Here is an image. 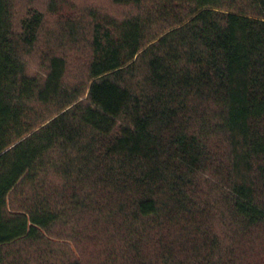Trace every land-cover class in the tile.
<instances>
[{"label": "trees", "instance_id": "16d2710c", "mask_svg": "<svg viewBox=\"0 0 264 264\" xmlns=\"http://www.w3.org/2000/svg\"><path fill=\"white\" fill-rule=\"evenodd\" d=\"M113 2L137 14L94 16L90 85L69 88L65 55L27 74L43 14L17 35L0 0V264H83L44 246L78 215L98 264H234L215 223L264 228V0Z\"/></svg>", "mask_w": 264, "mask_h": 264}, {"label": "rangeland", "instance_id": "374dc122", "mask_svg": "<svg viewBox=\"0 0 264 264\" xmlns=\"http://www.w3.org/2000/svg\"><path fill=\"white\" fill-rule=\"evenodd\" d=\"M37 10L44 16V25L40 29L39 42L31 52L25 56L27 74L39 80L44 79L47 73V57L51 54L65 55L68 61V70L65 83L69 88L89 87L88 64L91 55V36L95 26L94 16L102 19L123 20L137 14L132 6L117 5L113 0H13V23L15 33H21L22 21ZM70 27H74L71 34ZM72 29V30H73ZM40 117L52 114V108H40ZM218 150H225L221 140L217 139ZM42 180L51 183L52 187L60 188L63 180L53 174L42 176ZM33 195L31 186H27L17 196L15 207H21ZM89 216H74L69 224L60 223L44 235V246L65 253L64 260L75 261L82 258L83 264H98L99 257L95 251V242L89 239H79L78 232H87L90 227ZM228 228L216 222L214 233L221 245L235 252L234 264H264V228H259L249 238L228 239ZM179 229L174 228L170 238H175ZM79 239L77 240L76 237ZM108 242L107 237L101 239L98 247ZM76 243L81 247L76 251ZM154 245V243H152ZM152 247V246H151ZM96 254V256L94 255ZM28 255H32L28 253ZM228 254L227 258H231ZM63 258V256H60Z\"/></svg>", "mask_w": 264, "mask_h": 264}]
</instances>
